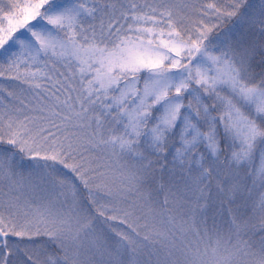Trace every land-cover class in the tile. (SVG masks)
<instances>
[{"label": "snow or ice", "instance_id": "obj_1", "mask_svg": "<svg viewBox=\"0 0 264 264\" xmlns=\"http://www.w3.org/2000/svg\"><path fill=\"white\" fill-rule=\"evenodd\" d=\"M0 264H264V0H0Z\"/></svg>", "mask_w": 264, "mask_h": 264}]
</instances>
